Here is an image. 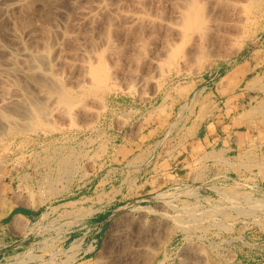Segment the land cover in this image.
Returning <instances> with one entry per match:
<instances>
[{"label":"rangeland","instance_id":"1","mask_svg":"<svg viewBox=\"0 0 264 264\" xmlns=\"http://www.w3.org/2000/svg\"><path fill=\"white\" fill-rule=\"evenodd\" d=\"M27 1L22 4L25 7L21 5L8 13L0 10V73H6L7 62L12 59L22 67L23 61L32 62L35 54L45 51L42 55L46 59L38 55L39 69L57 78L48 82L50 87L54 85L46 87L49 92L25 84L16 75L0 78V264H264V109H260L264 101V0H198L197 4L208 8L204 11L209 19L208 33L229 34L226 40L231 43L223 40L193 58L186 51H191L194 39L173 29L147 33L135 29L134 23L127 20L126 15L131 13L164 20L172 0ZM177 1L180 0L173 2ZM225 3H235L234 11L223 10ZM214 5L217 9H213ZM79 10L90 11L94 23H85ZM210 19L220 25L223 21L225 28ZM125 25L134 29L124 31ZM17 38L19 44L15 42ZM37 38L46 48L39 47ZM161 41L167 43L159 47ZM20 45L28 50L26 55ZM98 57L111 73L108 82L100 84L103 87L84 79L77 65L84 60L96 64ZM58 58L65 63L63 66ZM56 89H64L73 98L79 96L68 97L77 104L72 105L71 115L56 112L67 99ZM20 93L22 97L17 96ZM203 96L214 100L206 104ZM185 107L190 108L185 111ZM214 109L211 121L217 122L236 148L234 166L240 183L206 197L200 189L202 174L197 173V160L189 167V180L184 181H193L192 188L180 182L183 177L175 175L178 167L172 169L173 175L164 166L175 183L158 190L153 198H131L130 203L111 210L94 255L81 257L78 241L73 245L62 241L69 231H81L80 236L85 218L101 209L100 204L93 208L90 201L79 199V191L91 194L110 166L123 164L121 145L145 140L146 133L153 129L150 135H157L164 149L188 154L192 148L197 158L204 147L188 137L194 135L199 119H205V114ZM45 112L48 115H43ZM140 115L142 120L138 119ZM132 148L128 145L126 150L134 152ZM108 157H115L110 166ZM53 188L56 192H52ZM102 200L100 195L99 203ZM17 208L35 212L32 221L26 217L24 224L14 230L10 222ZM108 233L110 240L105 244Z\"/></svg>","mask_w":264,"mask_h":264},{"label":"bare ground","instance_id":"2","mask_svg":"<svg viewBox=\"0 0 264 264\" xmlns=\"http://www.w3.org/2000/svg\"><path fill=\"white\" fill-rule=\"evenodd\" d=\"M25 0H0V10H2V12H6V13H8L10 10H15L16 8H19L22 4H23V2H24ZM29 1V0H28ZM27 1V2H28ZM93 1V0H92ZM102 2L103 0H99V2ZM137 1V0H136ZM142 1V0H141ZM157 1V0H156ZM166 1V0H165ZM174 0H172V2L170 1L169 3L171 4V9L168 11L169 12V16H168V18H166V19H164V20H161V18H156V17H154V18H147V16H145V15H143V14H135V13H131L130 15H126V17H127V20L129 21V22H132V23H134L133 24V26H135V29H137V28H139V29H141L142 31H146L147 33H158L160 30H162V31H165L166 33L167 32H169V31H171L172 29L173 30H178V33L179 32H181L182 33V35H184L185 37L187 36V38L188 37H190L191 39H194L195 41H194V46H192L191 47V51H186V52H188V54H189V56L190 57H192L193 58V56H195V55H203V54H205L206 53V50H207V48L208 47H210V46H213V45H215L216 43H219V42H221V41H223V40H226L227 38H228V36H229V34L228 35H225V34H221L222 33V29H220V31H221V35L216 31V33H214V34H212V35H210L208 32H210L211 33V31L209 30L208 31V28L209 27H207V23H208V21H209V19L207 20V18L204 16V13H207V12H204L205 11V9H208V8H203L201 5H199V4H197V1L198 0H195V1H193V0H180L179 2L177 1V2H173ZM201 1H203V0H201ZM207 1V0H206ZM214 1H216V0H214ZM218 1V0H217ZM216 1V2H217ZM221 1V0H220ZM229 1V0H228ZM233 1V0H232ZM33 1H31V2H29L30 4L32 3ZM97 2V6H98V1H96ZM143 2V1H142ZM204 3H209L210 2V0H208L207 2H205V0L203 1ZM211 2H213V0H211ZM219 2V1H218ZM225 2V1H224ZM223 2V3H224ZM234 2H235V0H234ZM242 2V1H241ZM29 3H27L28 5L27 6H29L30 4ZM198 3H201L202 4V2H198ZM232 3V2H231ZM231 3H225V4H222L223 5V7H221V8H223V10H227V12L228 11H234V6H235V3L234 4H231ZM33 4V3H32ZM102 4V3H101ZM103 4H105V3H103ZM211 4H217V3H210V5ZM25 5V4H24ZM24 5H22V6H24ZM34 5V4H33ZM232 5H234V6H232ZM241 5V4H240ZM250 5V4H249ZM26 6V5H25ZM24 6V7H25ZM105 6V5H104ZM157 6V5H156ZM162 6V5H161ZM243 6V5H242ZM242 6H238V7H241L242 8ZM259 6V5H258ZM78 7H81V6H78ZM158 7V6H157ZM167 7V6H166ZM208 7H209V5H208ZM214 7H215V5L213 6V9H214ZM237 7V8H238ZM244 7V6H243ZM21 8V7H20ZM33 8V7H32ZM83 7H81V9H82ZM95 8H97L96 6H95ZM94 8V9H95ZM105 8H106V6H105ZM159 8V7H158ZM168 8H170V7H168ZM216 8V7H215ZM220 8V7H219ZM28 9V8H27ZM29 9H31V5H30V7H29ZM103 9H104V7H103ZM102 9V10H103ZM143 9V8H142ZM217 9V8H216ZM32 10V9H31ZM30 10V11H31ZM106 10V9H105ZM243 10V9H242ZM247 10V9H246ZM22 11H24V8H23V10ZM25 11H28V10H26L25 9ZM29 11V12H30ZM159 11V10H158ZM165 11H167V10H165ZM211 10H209V12H210ZM219 11H220V9H219ZM19 12H21V11H19ZM79 12V16H80V18L81 19H83V20H86L85 21V23H87V21L89 22L90 21V24H93L94 23V20H93V23H91V20L93 19V18H95V17H93V15L92 14H90L91 12L90 11H85V10H79L78 11ZM90 12V13H89ZM98 12V11H97ZM146 12V11H145ZM160 12H161V10H160ZM220 12H222V11H220ZM125 13V12H124ZM140 13V12H139ZM142 13V12H141ZM222 13H224V12H222ZM233 13V12H232ZM238 12H237V9H236V13L235 14H237ZM240 13H242V11L240 12ZM239 13V14H240ZM245 13V12H244ZM3 14V13H2ZM22 14H23V12H22ZM22 14H20V15H22ZM94 14H96V13H94ZM99 14V13H98ZM123 14V13H122ZM214 13H212V15H213ZM217 14H219V15H222L221 13H218L217 12ZM226 14V13H225ZM209 15V14H208ZM215 15V14H214ZM233 15V14H232ZM238 15V14H237ZM236 15V16H237ZM26 16L28 17V15H27V13H26ZM25 16V17H26ZM241 16H243V14L241 15ZM240 16V17H241ZM48 17V16H47ZM50 17V16H49ZM99 17V16H98ZM98 17H96V19H98ZM166 17V16H165ZM164 17V18H165ZM223 17V16H222ZM225 17V16H224ZM77 18V17H76ZM215 19H217V17H214ZM227 18V17H226ZM235 18H238V16L237 17H235ZM95 19V20H96ZM215 19H213V21H214V23L213 24H215V23H217V22H219L220 20H222L221 18H220V20H219V16H218V20H217V22H215ZM254 19V18H253ZM76 20H78V19H76ZM80 20V19H79ZM211 21H212V19H210ZM227 20V19H226ZM235 20V19H234ZM244 20V19H243ZM210 21V22H211ZM212 21V22H213ZM244 21H246V20H244ZM243 21V22H244ZM70 22V21H69ZM74 22V21H73ZM84 22V21H83ZM82 22V23H83ZM222 22L223 21H221V25L220 24H218V26H221V27H223L222 25H224V24H222ZM240 21H238V23H239ZM220 23V22H219ZM224 23V22H223ZM1 24V23H0ZM31 24V23H30ZM210 24V23H209ZM240 24H243V23H240ZM176 25V26H175ZM236 25H239V24H236ZM211 26V25H210ZM213 26V25H212ZM235 26V25H234ZM125 27L126 28H124V31H127V32H130V30L133 28H131L130 29V26H128V25H125ZM237 27H239V26H237ZM246 27V26H245ZM45 28V27H44ZM51 28V27H50ZM128 28V29H127ZM214 28H215V26H214ZM214 28H213V30H214ZM223 28H225V27H223ZM240 28V27H239ZM242 28H243V26H242ZM28 29V28H27ZM46 29H48L47 27H46ZM134 29V28H133ZM138 29V30H139ZM210 29V28H209ZM173 30H172V32H173ZM216 30V29H215ZM217 30H219V28L217 29ZM228 29H226V31H227ZM41 31V30H40ZM123 31V32H124ZM140 31V30H139ZM226 31H224V32H226ZM32 32V31H31ZM42 32V31H41ZM40 32V33H41ZM44 32H48V30H46V31H44ZM51 31L49 30V33H50ZM132 32V31H131ZM177 32V31H176ZM48 33V34H49ZM114 33V32H113ZM140 33V32H139ZM164 33V32H163ZM166 33H165V35H166ZM171 33V32H170ZM227 33V32H226ZM236 34H239V31H238V33L237 32H235ZM234 33V34H235ZM2 34V33H1ZM14 34V33H13ZM18 33H16V34H14V36L15 35H17ZM28 34H30V31L28 32ZM34 34H35V32H34ZM47 34V36H49ZM127 34V33H126ZM241 34H243V33H241ZM19 35H20V33H19ZM19 35L18 36H16V37H19ZM31 35V34H30ZM33 35V34H32ZM36 36H39V35H37V34H35ZM35 35H33V36H35ZM44 34H42V37H44V39H45V36H43ZM63 35V34H62ZM67 35H68V33H67ZM66 35V36H67ZM135 35H136V33H135ZM146 35V34H145ZM51 36V35H50ZM66 36L64 37L63 36V38H66ZM72 36V35H71ZM139 36V35H138ZM168 36L169 35H167V38H168ZM232 36V35H231ZM230 36V37H231ZM236 36H238V35H236ZM240 36V35H239ZM40 37V36H39ZM162 37V36H161ZM169 37H171V36H169ZM21 38V37H20ZM69 38V37H68ZM126 38V37H125ZM160 38V37H159ZM184 38V37H183ZM232 38H233V36H232ZM231 38V39H232ZM235 38V37H234ZM18 39L19 38H17L16 40L17 41H15L16 43L18 42ZM32 39V38H31ZM38 39V38H37ZM40 39V38H39ZM39 39L36 41V43H39ZM42 39V38H41ZM70 39V38H69ZM68 39V40H69ZM145 39V38H144ZM171 39V38H170ZM236 39V38H235ZM21 40V41H20ZM19 41H20V43L22 42V39H20ZM64 40V39H63ZM165 40H167V39H165ZM181 40V39H180ZM184 40V39H183ZM32 41H34L33 39H32ZM42 41V43H43V40H41ZM45 41V40H44ZM46 41H48V43L46 42ZM45 42L47 43V44H50L49 43V38H48V40H46ZM169 41V40H168ZM226 41H228L227 43H231V42H229L230 40H226ZM232 41V40H231ZM241 41V40H240ZM58 42V41H57ZM192 42V41H191ZM225 42V41H224ZM224 42H222L223 44H224ZM239 42V41H238ZM32 43H34V42H32ZM45 43V44H46ZM64 43V42H63ZM62 43V44H63ZM111 43H113V42H111ZM110 43V44H111ZM165 43H167V41L166 42H163V41H161L160 42V46L159 47H161V46H163V45H165ZM176 43V42H175ZM234 43H236V41L234 40L233 41V43H232V45L234 44ZM18 44H19V42H18ZM17 44V45H18ZM25 44V43H24ZM27 44V43H26ZM39 44H41V43H39ZM108 44V43H107ZM109 44V45H110ZM139 44V43H138ZM157 44V43H156ZM190 44V43H189ZM221 44V43H220ZM219 44V45H220ZM226 44V43H225ZM239 44H241V42L239 43ZM35 45H38V44H35ZM54 45V44H53ZM60 46H61V44H59ZM58 45V46H59ZM236 45V44H235ZM235 45H233V46H235ZM40 46H42V44L41 45H39V47ZM52 46V45H51ZM56 46V45H55ZM111 47H112V45H110ZM167 46V45H166ZM240 46V45H239ZM20 47H21V49L24 51V53L25 52H27L28 50L26 49V48H22V46L20 45ZM39 47H36V49H38ZM116 47V46H115ZM141 47V46H140ZM218 47V46H217ZM217 47H216V49H217ZM230 47H232V46H230ZM238 47V46H237ZM15 48V47H14ZM44 48H46V45L44 46H42V48L41 49H44ZM52 48V47H51ZM125 48V47H124ZM215 48V47H214ZM224 48V47H223ZM226 48V47H225ZM229 48V47H228ZM227 48V49H228ZM235 48V47H234ZM233 48V49H234ZM17 49H19L20 50V48H19V46L17 47ZM33 49V48H32ZM40 49V48H39ZM58 49V48H57ZM63 49V48H62ZM126 49V48H125ZM138 49V48H137ZM136 49V50H137ZM160 49H162V48H160ZM168 49V48H167ZM166 49V50H167ZM187 49V48H186ZM185 49V50H186ZM235 49H237V48H235ZM234 49V50H235ZM111 50V49H110ZM127 51H128V49H126ZM139 50V49H138ZM190 50V49H189ZM226 50V49H225ZM32 51V54L34 55L35 53H33V50H31ZM35 52H36V50H34ZM38 51V50H37ZM50 51V50H49ZM58 51H60L59 49H58ZM126 51V52H127ZM135 51V50H134ZM171 51V50H170ZM169 51V52H170ZM210 51H212L211 49H210ZM210 51H207V52H210ZM42 54L45 52V51H40ZM47 52V51H46ZM109 52V51H108ZM133 52V51H132ZM143 52V51H142ZM232 52V51H231ZM231 52H229V53H231ZM9 53H11V52H9ZM23 53V54H24ZM28 53H30V51L28 52ZM37 53H39V51L37 52ZM129 53V52H128ZM162 53V52H161ZM233 53V52H232ZM231 53V54H232ZM236 53H237V50H236ZM22 54V53H21ZM30 55V54H27V56H30V57H32L33 55ZM42 54H38L39 55V57L41 58L43 55ZM165 54V53H164ZM234 54H235V51H234ZM24 55H26V53L24 54ZM37 54H35L33 57H32V62H30V61H28L27 60V63H26V60L25 61H23L22 59V63H25L24 65H22V64H20L19 63V65H22V67H19L17 64H18V62L16 61V59H12L10 62H7V64H8V68H7V71H6V73H0V78L1 79H3V76H8L9 74H11V75H16V76H18V77H20V78H22L23 79V82L25 83V84H31V85H35V86H37V87H39L40 88V90H42V91H44V92H49V90L50 89H47L46 87H50L51 86V84H49L50 82H53L54 80H55V77L54 76H51L50 75V73H48V72H44V71H42V70H40L39 69V64H38V55L36 56ZM40 55H42V56H40ZM218 55V54H217ZM11 56H14V55H11ZM47 56H48V54H47ZM93 56V55H92ZM96 56V55H95ZM113 56H115V55H113ZM9 57H10V55H9ZM26 57V56H25ZM59 57H60V55H59ZM117 57V56H116ZM168 57V56H167ZM175 57V56H174ZM189 57V58H190ZM42 58H44V59H46L47 57H45V54H44V56L42 57ZM102 58V57H101ZM100 58V59H101ZM188 58V60H190ZM196 57H194V59H195ZM206 58V57H205ZM8 59V58H7ZM59 59V58H58ZM61 59H62V57H61ZM99 59V57H98V60H97V58H96V60H95V62H96V64H91V63H94V62H90V61H86V60H84V61H82V62H80V61H78V62H80V63H77V65L81 68V70L83 71V73H84V75H82L83 77H84V79L85 78H89V79H91L92 81L94 80V81H96V82H94V85L96 84L97 86H99L100 84H104L106 81L108 82V78H110L111 77V73L109 72V69H107V67H106V64L104 65V63L102 62V60H100ZM105 59V58H104ZM187 58H185V60H186ZM10 60V59H9ZM20 60V59H19ZM43 60V59H42ZM41 60V61H42ZM50 60V59H49ZM48 60V61H49ZM60 60V59H59ZM158 60V59H157ZM168 60V59H167ZM203 60V59H202ZM47 61V62H48ZM62 60H60L58 63H59V65H60V63H61V66H63L62 65V63L63 62H61ZM63 61H65V62H68V60H63ZM126 61V60H125ZM154 61V60H153ZM159 61H161V60H159ZM191 61V60H190ZM189 61V62H190ZM193 61V60H192ZM191 61V62H192ZM201 61V60H200ZM43 62H45V61H43ZM56 62H57V60H56ZM170 62V61H169ZM196 62H199V60L197 61L196 60ZM57 63V64H58ZM157 63H159V62H157ZM187 63H188V61H187ZM50 64V63H49ZM63 64H65V63H63ZM71 64V63H70ZM118 64V63H117ZM152 64V63H151ZM154 64V63H153ZM209 64V63H208ZM207 64V65H208ZM58 65V66H59ZM69 65V64H68ZM72 65H74V64H72ZM126 65V64H125ZM173 65V64H172ZM65 66V65H64ZM114 66H116V65H114ZM120 66V65H119ZM137 66V65H136ZM71 67V66H70ZM149 67V66H148ZM152 68H154V67H152ZM159 68V67H158ZM203 68V67H202ZM123 69V68H122ZM148 69V68H147ZM161 70V69H160ZM122 73V72H121ZM159 73V72H158ZM133 74V73H132ZM135 74V73H134ZM57 75V74H56ZM136 75H138V74H136ZM82 77V78H83ZM57 78V77H56ZM60 78V77H59ZM147 80V79H146ZM61 80H59V82H60ZM148 81V80H147ZM49 82V83H48ZM62 82V81H61ZM106 82V83H107ZM150 82V81H149ZM57 83V82H56ZM55 84V83H54ZM61 84V83H60ZM52 85H53V83H52ZM95 85V86H96ZM54 86V85H53ZM52 86V87H53ZM61 86H63V85H61ZM100 86H102L103 87V85H100ZM99 86V87H100ZM52 87H50V88H52ZM141 88V87H140ZM68 89V88H67ZM17 90H19V89H17ZM40 90L38 91V92H40ZM57 90V89H56ZM72 90V89H71ZM70 90V91H71ZM57 91H59V89L57 90ZM19 92H21L20 90H19ZM60 93H62V96L63 97H67V99L64 101V103L62 104V105H60V106H57V110H56V112H58L59 114H61V113H68L69 115H71V113L73 112L72 111V105H75L76 103H72V100H69L68 99V97H72L71 95H69L68 93H66V91L63 89V90H60L59 91ZM74 92V91H73ZM41 93V92H40ZM74 93H76V92H74ZM79 93V92H78ZM82 93H84V92H82ZM47 94H49V93H47ZM46 94V95H47ZM56 94H58V93H56ZM81 94V93H80ZM73 95V94H72ZM78 95V94H77ZM82 95V94H81ZM17 96H19V97H22L23 95H21V93L20 94H18ZM51 96L53 97V94H51ZM62 96H61V99H62ZM74 96V95H73ZM9 97H14V96H9ZM42 97V96H41ZM51 97V98H52ZM57 97V96H56ZM77 97H79V96H77ZM76 97V98H77ZM81 97V96H80ZM73 98V97H72ZM76 98H73V99H76ZM18 99V98H17ZM53 99H55V98H53ZM60 99V98H59ZM78 99H80V98H78ZM22 100V99H21ZM48 100H50V99H48ZM81 100H82V98H81ZM13 101V100H12ZM17 101V100H16ZM15 101V102H16ZM41 101V100H40ZM76 102H77V100H75ZM80 101V100H79ZM10 102H11V100H10ZM18 102V101H17ZM43 102V101H42ZM51 102V101H50ZM54 102V101H53ZM43 103H45V102H43ZM78 103V102H77ZM10 104V103H9ZM38 104V103H37ZM42 104V103H41ZM50 104V103H49ZM53 104V103H52ZM59 104H61V103H56V105H59ZM80 104V103H79ZM78 104V105H79ZM82 104V103H81ZM28 105V104H27ZM45 105H46V103H45ZM51 105V104H50ZM55 105V104H54ZM17 106H19L20 107V105H19V103H18V105ZM26 106V105H25ZM38 106L41 108V105H39L38 104ZM37 105L35 106V108L36 107H38ZM53 106V105H52ZM75 106H77V104L75 105ZM80 106V105H79ZM260 109H264V101L260 104ZM38 107V108H39ZM47 107V106H46ZM81 107V106H80ZM83 107L85 108L86 106H84V104H83ZM23 108V107H22ZM22 108H20L22 111H23V109ZM34 108V107H33ZM44 108H45V106H44ZM54 108V107H53ZM56 108V107H55ZM11 109H13V108H11ZM16 109H17V107H16ZM43 109V108H42ZM77 109H79V108H77ZM83 109V108H82ZM14 111V110H13ZM51 110H49V112H50ZM53 111V110H52ZM54 111H55V109H54ZM75 111H76V109H75ZM78 111V110H77ZM20 112V111H19ZM24 112V111H23ZM16 113V112H15ZM25 113H26V111H25ZM50 113H52V112H50ZM77 113V112H76ZM76 113L74 114V115H76ZM37 114H38V112H37ZM53 114H55V113H53ZM0 115H3L2 113H0ZM38 115H42V113H39ZM43 115H48V113H46L45 112V114H43ZM51 115V114H50ZM56 115V114H55ZM63 115V114H62ZM6 116V118H7V115H5ZM58 116V115H57ZM65 116V115H64ZM43 117V116H42ZM63 117V116H62ZM66 117V116H65ZM72 117H73V115H72ZM71 116H70V118H72ZM5 118V117H4ZM9 118H10V116H9ZM8 118V119H9ZM53 118H54V116H53ZM61 118V117H60ZM3 120V119H2ZM4 121V120H3ZM32 121V120H31ZM66 122V121H65ZM12 127V126H11ZM12 130V128L10 129V131ZM205 154V153H204ZM251 157V156H250ZM64 159V158H63ZM69 159H70V157H69ZM68 159V160H69ZM67 160V159H66ZM66 160H65V162H66ZM64 161V160H63ZM64 162V163H65ZM61 163V162H60ZM51 167V166H50ZM230 190V189H229ZM222 191V190H221ZM220 191V192H221ZM52 192H56V189H54L53 188V191ZM243 192V191H242ZM58 193V192H57ZM194 193V192H193ZM224 193V192H223ZM224 195H225V193H224ZM232 197H238V194L237 195H232V194H230ZM240 195V194H239ZM244 195V194H243ZM242 199V198H241ZM246 199V198H245ZM237 200H238V198H237ZM231 201V200H230ZM233 201V200H232ZM239 201H240V198H239ZM237 202V201H236ZM245 202V201H244ZM249 202V201H248ZM247 202V203H248ZM27 206H34L32 203L31 204H29V203H25ZM254 205V204H253ZM238 210H242V208H237ZM249 209V208H248ZM252 209V208H251ZM234 210H236V209H234ZM215 212V211H214ZM240 212V211H239ZM247 212V211H246ZM250 212V211H249ZM192 213V212H191ZM248 214V213H247ZM180 215V214H179ZM25 219H27L26 218V216L24 215V214H22V213H16L15 215H14V217H13V219L11 220V222H10V226H11V228L12 229H14V230H16V229H18L22 224H24L23 222L25 221ZM191 221V220H190ZM179 224L181 223V222H178ZM183 223V222H182ZM115 224H116V221L113 223V227L115 226ZM194 224V223H193ZM180 226H181V224H180ZM187 226H189V225H187ZM185 227V226H184ZM189 228V227H188ZM110 238V233H108V235H107V237H106V240H105V244H107L108 243V241L110 240L109 239ZM120 240V239H119ZM111 246V245H110ZM109 246V247H110ZM102 259V258H101ZM33 260V259H32ZM52 260V259H51ZM44 261H46V260H44ZM43 261V262H44ZM48 262H50L51 263V261H49V260H47ZM46 261V262H47ZM38 262V261H37ZM45 262V263H46ZM68 262V261H67ZM37 264H39V263H37ZM42 264V263H41ZM51 264H53V263H51Z\"/></svg>","mask_w":264,"mask_h":264},{"label":"crops","instance_id":"3","mask_svg":"<svg viewBox=\"0 0 264 264\" xmlns=\"http://www.w3.org/2000/svg\"><path fill=\"white\" fill-rule=\"evenodd\" d=\"M202 98L206 104H210L214 100L212 97L203 96ZM209 107L210 105L207 107V110ZM189 108L185 107V111L189 110ZM215 110L208 111L209 113L205 114V119H199L194 135L188 137V139L192 138L193 142L198 146L204 147L197 158L193 157L192 148H189L190 153L188 154H184V151L176 153V151L164 149V145L160 146L162 140H156L157 135L155 134L150 135L151 131H154L153 129L146 133L148 137L145 140L132 141V144L127 141L121 145L120 149L124 151L123 161H121L123 164L110 166L113 164V158L115 157H108L107 161L109 160L108 166L110 167L104 176H102L101 182L95 185L92 193L88 194L84 190L83 192L82 190L79 191L81 192L79 199L90 201V207L94 208L99 204L101 207V209L95 211L91 218L84 220L81 226L82 230L86 226L98 224L102 227L103 232L109 220V213L116 206H122L125 202L130 203L132 201L131 198H136L134 201L153 198L158 190L175 183V180L171 179L167 172H165L164 166H168L169 168L167 170L169 173L172 172V174L173 170L178 167L179 171L175 175L183 177V180L180 182H184L189 177L190 165L192 164L194 166L196 160L198 162L196 164L198 168L197 173L198 175L201 174L202 157L207 150H217L219 148L228 149V146L234 147L228 134L224 136L219 126L215 124L217 122L215 120L211 121V114ZM138 119L142 120V115ZM206 119L208 123H206ZM212 124L215 125V128L211 127ZM226 140L229 141L228 144H226ZM128 145H132L134 152L126 150ZM100 195L103 197V200L99 203ZM26 217L32 221L34 219V213L26 215ZM80 232H66L62 241L65 243L70 242Z\"/></svg>","mask_w":264,"mask_h":264},{"label":"built area","instance_id":"4","mask_svg":"<svg viewBox=\"0 0 264 264\" xmlns=\"http://www.w3.org/2000/svg\"><path fill=\"white\" fill-rule=\"evenodd\" d=\"M235 151V147L228 146V149L219 148L205 152L201 163L202 184H200V189H202L204 195H207L206 197L218 194L220 190L230 185L240 183L241 178L234 166ZM183 184L189 188L194 186L193 181L184 182ZM88 218L86 217L85 220ZM101 238L102 227L93 224L86 226L82 234L75 237L71 244L73 245L76 241L80 243L78 255L81 254V257L92 256L97 252Z\"/></svg>","mask_w":264,"mask_h":264},{"label":"trees","instance_id":"5","mask_svg":"<svg viewBox=\"0 0 264 264\" xmlns=\"http://www.w3.org/2000/svg\"><path fill=\"white\" fill-rule=\"evenodd\" d=\"M15 212L16 213H19L20 212V213H23L25 215H30V214L34 213L35 211H33L31 209L17 208V209H15Z\"/></svg>","mask_w":264,"mask_h":264}]
</instances>
